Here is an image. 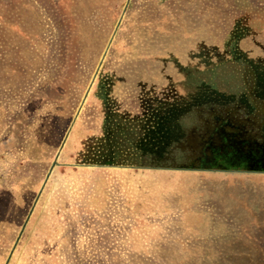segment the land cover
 I'll return each mask as SVG.
<instances>
[{"label":"rangeland","instance_id":"374dc122","mask_svg":"<svg viewBox=\"0 0 264 264\" xmlns=\"http://www.w3.org/2000/svg\"><path fill=\"white\" fill-rule=\"evenodd\" d=\"M102 93L176 105L163 165L83 163ZM218 122L264 150V0H0V264H264V170L198 155Z\"/></svg>","mask_w":264,"mask_h":264},{"label":"trees","instance_id":"16d2710c","mask_svg":"<svg viewBox=\"0 0 264 264\" xmlns=\"http://www.w3.org/2000/svg\"><path fill=\"white\" fill-rule=\"evenodd\" d=\"M101 97L106 106L102 136L97 145L89 150L91 155L83 163L92 167L141 168L163 165L168 156L158 154L160 148L157 147V143L159 144L163 137L171 136L177 116L176 105L152 98L145 103L142 113L129 115L113 113L107 106L108 99L105 93ZM165 123L171 125V129ZM224 124L227 123H216L211 135L206 129L202 132V145L198 148V155L202 154L203 161L206 152L213 151L214 147L209 146L214 143Z\"/></svg>","mask_w":264,"mask_h":264},{"label":"flooded vegetation","instance_id":"af4514ba","mask_svg":"<svg viewBox=\"0 0 264 264\" xmlns=\"http://www.w3.org/2000/svg\"><path fill=\"white\" fill-rule=\"evenodd\" d=\"M217 136L222 143L219 145L211 144L209 148H213L210 154H206L204 161L229 162L236 169H228L227 171H253L262 172L264 170V150L262 148L255 149L253 144L249 148H244L243 140H237V133L225 132L220 129ZM218 146V149L216 148ZM243 166V167H242ZM226 168V166H223Z\"/></svg>","mask_w":264,"mask_h":264},{"label":"water","instance_id":"95a60500","mask_svg":"<svg viewBox=\"0 0 264 264\" xmlns=\"http://www.w3.org/2000/svg\"><path fill=\"white\" fill-rule=\"evenodd\" d=\"M55 165H56V162L53 164L52 168H53ZM51 170H52V169H51ZM51 170H50V172L48 173L46 180H47L48 177L50 176ZM41 191H42V190H41ZM41 191L39 192V194H38V196H37V198H36V200H35V203H34L32 209H31V211H30V213H29V216H28L26 222H25L24 225H23V229H22L20 235L22 234V232H23V230H24V228H25V226H26V224H27V221H28L29 217H30V215H31L32 212H33V209H34V207H35V205H36V203H37V201H38V199H39V197H40ZM17 241H18V240H17ZM16 244H17V242H16ZM16 244H15V246H16ZM15 246H14V248H15ZM14 248H13V249H14ZM9 259H10V257H9ZM9 259H8V261H9Z\"/></svg>","mask_w":264,"mask_h":264}]
</instances>
